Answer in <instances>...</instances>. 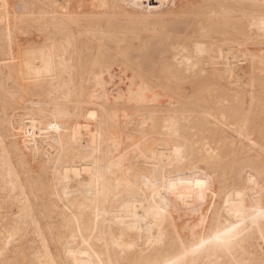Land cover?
<instances>
[{
	"label": "bare ground",
	"instance_id": "obj_1",
	"mask_svg": "<svg viewBox=\"0 0 264 264\" xmlns=\"http://www.w3.org/2000/svg\"><path fill=\"white\" fill-rule=\"evenodd\" d=\"M0 264H264V0H0Z\"/></svg>",
	"mask_w": 264,
	"mask_h": 264
}]
</instances>
